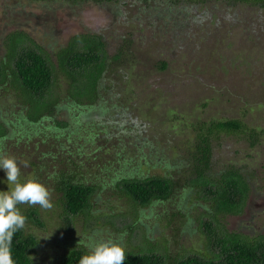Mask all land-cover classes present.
I'll use <instances>...</instances> for the list:
<instances>
[{
  "label": "rangeland",
  "instance_id": "1",
  "mask_svg": "<svg viewBox=\"0 0 264 264\" xmlns=\"http://www.w3.org/2000/svg\"><path fill=\"white\" fill-rule=\"evenodd\" d=\"M12 31L28 35L32 41L26 43L40 45L52 61L57 76L52 89L59 97L67 80L58 70L55 52L73 35H97L108 56L121 49L122 62L111 65L118 70L108 71L105 78L117 95L105 96L103 106L109 108L111 102L116 111L122 109L120 119L125 122L120 127H124L97 123L107 118L106 109L100 108L87 122L96 133L92 141L84 130L70 136L76 135L81 142L84 149L79 156H86L84 164H93L88 165L91 172H99L100 166L94 163L100 157L115 170L135 176L171 175L179 183L166 199L134 209L116 195L107 174L101 173L103 185L92 195L90 208L67 214L68 222L55 202L57 193L49 190L53 207L45 210L36 205L41 223L26 219L22 228L38 239L28 253L31 264H59V255L71 245L83 247L88 254L85 244L93 236L97 241L121 243L125 251L151 246L163 255H211L215 247L207 242L200 223L208 218L204 209L210 203L194 191L183 196L180 184L189 169L177 171L169 165L192 143L196 120L236 117L255 129L253 145L243 131L219 132L212 139L213 169L238 166L249 184L243 210L219 216L212 228L217 234L224 228L249 236L264 234V4L250 0H0L2 59ZM159 60L166 62L162 69L157 66ZM9 85L0 86V115L7 119L17 115L21 105ZM82 109L76 105L58 114L65 118L64 113L73 111L79 118ZM68 119L80 123L73 116ZM132 120L136 126H131ZM142 135L145 142L165 152L162 158L147 154V144L138 143ZM52 141L50 133L45 141L31 135L18 148L14 144L2 148L20 164L21 182L33 179L26 156H37L47 145L51 148ZM64 156L66 152L60 155ZM71 156L77 157L74 152ZM61 163L56 158L54 164ZM6 179L0 168V191L9 190ZM26 206L18 205L22 211ZM133 213L138 217L135 221ZM128 223L133 224L130 229Z\"/></svg>",
  "mask_w": 264,
  "mask_h": 264
},
{
  "label": "trees",
  "instance_id": "2",
  "mask_svg": "<svg viewBox=\"0 0 264 264\" xmlns=\"http://www.w3.org/2000/svg\"><path fill=\"white\" fill-rule=\"evenodd\" d=\"M250 1L259 5L264 4V0ZM29 40L32 41L22 31H12L5 41L4 58L0 57V86L4 88L5 84H10L9 87L14 89L17 95V101L23 105L16 108L19 115L10 119L0 115V149L7 144H14V147L18 148L20 145L17 144L25 142L31 135L45 141L47 133L51 134L52 142L55 143L51 148L47 145V150H38L37 156L26 157H29L27 160L33 179L57 193L55 202L61 207L62 219L65 222L69 221L67 214L73 215L90 208L92 195L96 188L103 185L99 183L101 173L107 174L116 195L123 197L134 209L136 206L146 207L152 202L166 199L174 185L179 184L171 175H131L128 173L131 171L113 169L100 157H97L98 162L94 163L100 166L99 172H91L88 165L93 167V164H84L86 156H79L84 149L81 148V142L76 139V135L70 136L74 131L84 130L88 134L89 141H92V136L96 133L87 122L98 113L100 108L106 109L107 118L98 120L97 123L111 122L117 126V129L124 127V125L120 127L125 122L120 119L124 114L123 110L116 111L113 108L116 104L111 102L109 108L103 106L106 101L105 96L117 95V92L110 91L111 87H108L105 78L108 71L118 70L117 68L113 70L111 65L112 62L115 66L122 62L118 55L121 49L108 56L104 41L97 35L88 33L73 35L55 52L58 70L67 80L63 96L59 97L52 89L57 79L52 61L40 45L26 43ZM157 66L162 69L166 66V62L159 60ZM76 105L85 108L78 112L79 118L78 114L72 115L73 111H69V114L64 113L67 116L65 118L59 117L58 112ZM71 116L75 118V122L82 124L77 125L72 122L68 119ZM133 125L136 126L132 120L131 126ZM237 131L246 134L249 145L256 142L255 129L248 128L239 118L196 120L193 123L192 143L188 145L185 154L181 153L173 157L170 164L166 163L174 166L177 171L189 169L188 177H185L184 182L180 184L183 196L194 191L199 198L210 203V208L204 209L208 218L200 223L207 242L215 247L211 255L170 256L153 252L151 246L140 247L126 251L123 264H264V234L249 236L225 228L217 234L212 228V222L216 224L219 216L240 213L247 199L248 179L240 167L227 164L218 170L213 169L212 139L217 138L219 132ZM136 134H139L138 128ZM59 136L64 140L58 139ZM140 138L139 144H147V154L159 159L164 156L165 152L157 150V146H152L149 141H144L147 140L145 135ZM63 152H66V156L60 157ZM73 152L77 157L71 156ZM141 152L140 155L143 154ZM56 158L58 162H62L58 166L54 164ZM82 168L84 171L80 170ZM20 211L27 220L41 223L35 206L27 205L24 211ZM134 217L135 221L138 217L135 214ZM127 225L129 229L133 226L132 223ZM37 240L34 234L25 233L23 229L14 234L11 254L15 264H31L28 253L38 243ZM85 254L86 250L83 247L71 245L59 255L58 263L79 264L80 258Z\"/></svg>",
  "mask_w": 264,
  "mask_h": 264
},
{
  "label": "clouds",
  "instance_id": "3",
  "mask_svg": "<svg viewBox=\"0 0 264 264\" xmlns=\"http://www.w3.org/2000/svg\"><path fill=\"white\" fill-rule=\"evenodd\" d=\"M27 167V162H24ZM0 168L6 172L8 191H0V264H15L11 254L14 234L25 227L26 217L18 205H38L50 210L53 207L49 189L36 179L20 181L21 168L16 158L0 149ZM85 247L88 254L83 255L79 264H123L126 251L121 243L113 240H99L89 237Z\"/></svg>",
  "mask_w": 264,
  "mask_h": 264
},
{
  "label": "flooded vegetation",
  "instance_id": "4",
  "mask_svg": "<svg viewBox=\"0 0 264 264\" xmlns=\"http://www.w3.org/2000/svg\"><path fill=\"white\" fill-rule=\"evenodd\" d=\"M247 200V199H246ZM245 204H246V202H245ZM245 204H244V206H245ZM244 206H243V208H244Z\"/></svg>",
  "mask_w": 264,
  "mask_h": 264
}]
</instances>
